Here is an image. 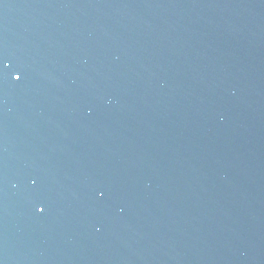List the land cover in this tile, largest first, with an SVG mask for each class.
Masks as SVG:
<instances>
[{
	"label": "water",
	"instance_id": "95a60500",
	"mask_svg": "<svg viewBox=\"0 0 264 264\" xmlns=\"http://www.w3.org/2000/svg\"><path fill=\"white\" fill-rule=\"evenodd\" d=\"M0 61V264H264V0H0Z\"/></svg>",
	"mask_w": 264,
	"mask_h": 264
},
{
	"label": "snow or ice",
	"instance_id": "6c2138e0",
	"mask_svg": "<svg viewBox=\"0 0 264 264\" xmlns=\"http://www.w3.org/2000/svg\"><path fill=\"white\" fill-rule=\"evenodd\" d=\"M3 63V61H0V64H2ZM17 79H19V77H17ZM44 209H41V211H43Z\"/></svg>",
	"mask_w": 264,
	"mask_h": 264
}]
</instances>
